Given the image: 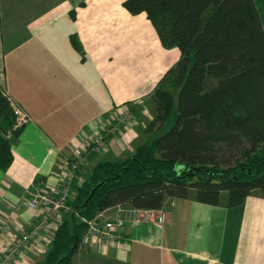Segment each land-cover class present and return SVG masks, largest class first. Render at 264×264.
Returning <instances> with one entry per match:
<instances>
[{
    "label": "crops",
    "instance_id": "1",
    "mask_svg": "<svg viewBox=\"0 0 264 264\" xmlns=\"http://www.w3.org/2000/svg\"><path fill=\"white\" fill-rule=\"evenodd\" d=\"M123 2L0 0V83L31 118L12 141L11 164L0 169V257L10 238L42 218V210L27 205L31 194L58 196L70 163L115 109L137 115L180 56L178 48L161 45L144 13L130 14ZM146 125L135 121L109 136L78 178L102 159L128 157L153 137ZM169 198L175 202L163 204L161 226L128 224L113 242L83 236L72 264H264L259 191L235 206L225 205L226 197L199 202L193 189ZM60 219H49L48 234L31 243L19 264L43 259Z\"/></svg>",
    "mask_w": 264,
    "mask_h": 264
},
{
    "label": "trees",
    "instance_id": "2",
    "mask_svg": "<svg viewBox=\"0 0 264 264\" xmlns=\"http://www.w3.org/2000/svg\"><path fill=\"white\" fill-rule=\"evenodd\" d=\"M144 13L164 48L180 56L155 86L147 132L124 159H102L72 181V196L37 264H72L92 219L126 203L157 209L167 197L225 205L264 196V0H124ZM0 83V169L12 162L20 128ZM1 232V230H0Z\"/></svg>",
    "mask_w": 264,
    "mask_h": 264
},
{
    "label": "built area",
    "instance_id": "3",
    "mask_svg": "<svg viewBox=\"0 0 264 264\" xmlns=\"http://www.w3.org/2000/svg\"><path fill=\"white\" fill-rule=\"evenodd\" d=\"M10 104L16 116L13 129H17L31 121L29 115L11 100ZM134 120V113L131 108L115 109L108 124L103 125L86 149L70 163L58 196H54V190L31 194L27 205L31 209L42 210V218L29 230L19 236L10 238L3 245L0 264H19L25 252L29 250L31 243L41 238L45 233L48 234L47 224L49 219L51 217L60 219L63 213L71 210L67 200L73 193L72 181L76 170L86 163L90 154L100 153L105 149L109 136L116 134L121 128L133 124ZM168 202L173 205L175 199L168 197L164 203ZM166 217L167 212L163 205L160 208L152 209L132 207L129 204L119 202L101 209L92 219L84 217H80V219L87 224L84 237L96 235L102 240L113 242L120 238L125 225L153 222L161 226L166 221Z\"/></svg>",
    "mask_w": 264,
    "mask_h": 264
},
{
    "label": "rangeland",
    "instance_id": "4",
    "mask_svg": "<svg viewBox=\"0 0 264 264\" xmlns=\"http://www.w3.org/2000/svg\"><path fill=\"white\" fill-rule=\"evenodd\" d=\"M144 110V111H143ZM154 110V105L153 103L151 102L150 100V97L147 98V100L145 99V101L143 102V105L142 107L140 108V110H138V113L137 115L135 114V112L133 111L134 113V118H135V121L137 122H143V125L144 124H148V122L152 119L153 117V112ZM153 136H156L157 134H152ZM99 154V153H98ZM93 157V156H92ZM92 157H89L88 160V164L91 163V160H92ZM226 197V193L225 192H222L221 193V199H224ZM54 218V217H53ZM38 259L36 258L35 259V263L37 264L38 262Z\"/></svg>",
    "mask_w": 264,
    "mask_h": 264
}]
</instances>
